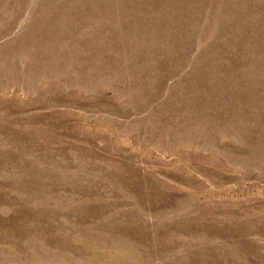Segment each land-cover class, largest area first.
<instances>
[{"label": "rangeland", "instance_id": "1", "mask_svg": "<svg viewBox=\"0 0 264 264\" xmlns=\"http://www.w3.org/2000/svg\"><path fill=\"white\" fill-rule=\"evenodd\" d=\"M0 264H264V0H0Z\"/></svg>", "mask_w": 264, "mask_h": 264}]
</instances>
